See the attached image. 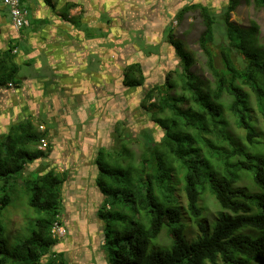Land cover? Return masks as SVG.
I'll return each mask as SVG.
<instances>
[{"label":"trees","instance_id":"obj_1","mask_svg":"<svg viewBox=\"0 0 264 264\" xmlns=\"http://www.w3.org/2000/svg\"><path fill=\"white\" fill-rule=\"evenodd\" d=\"M62 1L43 0L48 8L57 11L60 22L73 32L74 35L68 36L70 40L81 36L91 41L88 47L96 44L98 59L91 47V50L85 51L90 52L88 68L99 67L98 61H101L102 71L94 70L93 74L99 77L95 84H79L82 82L70 79L64 73L63 77L70 81L63 86L48 89L41 84H33L36 94H31L27 102L22 91L27 81L20 76V64H26L29 57L36 59L40 50L45 53L50 51L45 43L48 36L42 32V27L47 26L50 20L30 19L29 33L28 27L23 28L21 34L13 25V31L0 29V37L5 41L0 47V95L2 100L5 99L3 104L0 101V108L4 112L12 106L17 119L0 135V264H68L63 252L53 251L59 242L53 228L63 225L61 204L67 171L61 174L53 167L45 171H42L43 168L30 171V168L34 163L41 166L42 161L49 160L52 155L56 156L50 158L52 163L64 165L57 154L62 144L72 139L62 135L66 134L65 125L52 130L51 124L66 120L64 122L72 124L67 133L72 130L76 136V127L81 121H73L68 99L72 101L71 97L76 96L90 99V93L98 87L96 83L101 80L102 72L105 74V69L111 73L106 83L115 87V93L108 100L98 101L96 98L88 102L91 111L96 110L91 116L97 123L102 121L101 118L112 119V114L108 116L109 111L120 108V101L124 99L116 95L119 87L122 90L142 89L138 95L142 115L137 118L138 113L134 112L136 121L131 124L124 112H120L116 115L110 137L105 136L102 130L92 136L93 140H97L94 158L99 170L97 185L102 192L115 198L111 204L104 201L99 209V217L106 224V245L111 246L112 264H218L220 260L224 264H264V155L250 148H238V140H234L228 131L229 119L232 118L238 127L245 129L250 145L257 142L250 96L240 84L250 87L264 117V45L258 39L259 26L252 22V26L246 28L232 21V14L241 1L250 4L252 0H228L225 4L221 17L227 27V37L221 44L216 43L214 34L216 22L221 17L210 9L207 0L194 2L179 10L178 20L190 12H197L203 20L205 30L198 40L203 55L208 58L206 65L214 81L213 84L206 82L192 71L197 62L194 53L188 50L182 39L174 36L173 28L164 25L161 33L165 35L170 27L171 32L165 42L174 50L178 66L166 73L163 84L154 85H146V59L133 56L128 60L126 56L137 54L132 49V41L128 42L130 32L125 33L126 23L132 25V20L126 19L125 13L115 14V2L106 7L112 9L111 17H99L94 21L93 16L91 19L87 17L92 15L88 5L83 4V13L73 16L71 10L79 3L67 1L58 8ZM253 1L257 8H264V0ZM143 2L150 3L152 8L151 0H138L139 5ZM94 6L98 10L105 9L101 2H95ZM94 25L100 30L111 25L109 29L114 32L113 38L114 35L123 37L125 46L107 51ZM141 26L137 24L136 29H141ZM156 48L160 49L161 45H152L148 50ZM216 48L220 49L219 53ZM156 53L159 55V52ZM152 54L148 52V57ZM86 63V59L81 57V67L74 65L72 70H84ZM85 93H89V98L85 97ZM135 96L127 106L125 103L126 107H134L132 100ZM17 100L20 102L14 104ZM56 103L69 114L60 112L59 108L55 110ZM224 105L230 118L226 117ZM79 106L84 108V105ZM86 109L89 110V106ZM84 113L80 112V115ZM54 114H59V122L50 119ZM144 116L161 128L163 135L160 139H156L155 135L154 139H147L145 131L151 132V129L142 123L144 120L141 121L143 125H139L140 118ZM134 126L137 129L132 128ZM214 135L215 139L212 138ZM132 143H141L144 147L139 163L130 149ZM43 144L45 149L41 148ZM177 169L183 173L188 210L195 219L202 216L199 202L206 186L221 208L233 214L220 213L211 232L200 223L204 234L193 242L187 240L182 212L174 204L176 186L172 183V176ZM244 173H251L259 191L252 193L250 186L239 185ZM19 178H22L29 194V206L37 211L39 217L32 222L31 233L10 247L3 210L9 206L11 193ZM116 206L121 209L114 213ZM127 211L131 214H126ZM119 221L121 224L117 226L115 222ZM164 230L170 237V244L158 248L154 242ZM46 257L48 260L45 261Z\"/></svg>","mask_w":264,"mask_h":264},{"label":"rangeland","instance_id":"obj_2","mask_svg":"<svg viewBox=\"0 0 264 264\" xmlns=\"http://www.w3.org/2000/svg\"><path fill=\"white\" fill-rule=\"evenodd\" d=\"M220 1L221 0H219V2ZM219 2L215 4L218 5V7H216V9H214L213 11L214 13L218 14L217 16L221 17L224 7L226 6L225 4L228 2V0H223L221 1V3ZM135 3L136 6L131 5L130 7H128V9L133 8L134 17H128L125 14L126 19L132 20V25L128 29L135 30V25L137 26L138 24L147 26L148 23L152 21L155 25H157V31L160 30L165 22L167 23V25L171 22L170 18L165 19V17H161L156 10H154L151 15L148 16V13H144V7L141 8L138 4V0H135ZM144 3L145 2H143L142 4ZM0 6L4 7L3 9L0 8V29H4L5 31H13V18L11 15L10 7L3 4L2 2H0ZM117 10H119V6H117ZM34 12L35 11L30 10L29 18L31 20L35 15ZM99 14L95 16H98ZM188 16L189 17L183 18L182 20H172L173 22L171 23L174 30V35L175 37L182 39L185 42L188 50L193 52L195 55L197 62L192 68V71L200 75L206 82H211L213 84V75L206 65V59L208 58L206 57V55H203L198 40L199 36L205 30V25L198 13H190ZM97 18L99 17H94V21L97 20ZM128 20H126V22H129ZM143 20L145 22H143ZM232 21L246 28H250L252 26V22L257 23L259 26L258 39L260 44L264 45V8H257L253 0L250 4L245 3V1H241L235 13L232 14ZM94 26L96 27V25ZM107 27L108 28H103L101 30L96 27L99 30L96 31V33L102 39V41H104L106 50H117L118 47L125 46L122 43V40L124 38L122 37V39L120 36L115 35L113 38L112 35L114 34V32L109 29L112 28V26L109 25ZM27 32H31L30 27H28ZM170 32L171 30L169 27L165 35L161 33V35L158 36V42L161 44V48H156L154 51H149L151 48L148 50V46L144 39L146 35L141 34V31H130L129 35L127 36L129 39L128 42L132 41V44H139L142 49H146V51H144L143 49L141 53L136 52L137 54L131 53L126 55L129 57L128 60H131L133 56H138L140 58L144 57L143 59H146V85H154L155 83L163 84L166 80V73L178 66V58L175 55L174 50L169 47V44L167 42H165V40L167 41V36L170 34ZM157 34L158 33L153 35V40L155 39ZM214 34L217 44H221L223 42V39H225V36L227 37V27L225 26L223 17H221L216 22ZM77 37L71 40L73 42V45L70 46V48L74 49V47L78 43ZM123 42L127 41L124 40ZM3 43L4 39L0 37V47H2ZM32 48L36 52H38L37 48ZM96 48L93 49V55L95 56V58L99 57V54L96 53ZM219 51L220 49L216 48V52L219 53ZM148 52H152V56L147 57L141 55H148ZM156 52H159V55ZM61 53L62 49L52 50L51 54L56 55L55 58L48 56L47 53H45L43 50H40V52H38L39 56L36 59H32L29 57L27 59L29 62L27 61L25 62L26 64H20V76L24 77V79L27 81L23 85L22 89V91H24V93L26 94V96L23 97L24 100H27L28 102L30 95L36 94V90H34L33 84H41L50 89L53 86H63L65 85V83L70 81L69 78L63 77V74H61L59 68L67 61L71 60L73 57L71 56V54H69V50H65V59H61L59 58ZM37 61L39 62V64L37 63ZM74 61L77 62V60ZM51 62L54 64V66H50ZM77 66L81 67V65ZM98 66L99 67L92 66L88 69L85 68L84 70H75V73L72 74L73 76L71 78H73L75 81L82 82L79 84H83V82L86 83L85 85L89 83L95 84L96 79L99 77L97 75L95 76L93 72L94 70L102 71L101 61H98ZM108 76L110 78L111 73L109 72V70L105 69V74L104 72H102V74L100 75L101 80L96 83L98 87L90 93V99H83L80 96H76L75 98L71 97L72 101L68 99L70 105L69 113L72 115L73 121H75L76 119L77 122L81 121V123L78 124V127H76V136L72 133V130L70 131V133H67L68 130L72 127V124H70L69 122H64L66 120H62V123L51 124L52 126L50 128L52 130L60 129L62 128V125H65L64 128L66 134L62 135L66 138L72 139L68 142L63 143L61 148L58 147L60 149L57 157L62 161L64 165L54 166V163H52V161L50 160V158L53 159L52 156L49 157L50 161L45 159V161H42L41 166H38L39 163H34L30 168L31 170L29 169L30 171H33L43 168L42 171H45L46 169L53 167L57 170V172L61 174H63L64 171H67L68 179L65 182L64 198H62L61 204V220L63 221L62 227L64 228L66 235L64 238L59 237L61 239L59 240L53 251L56 250V252L60 254L63 252L66 258L64 259L67 260L68 264H112L111 257L113 254L111 246L106 245V224L99 217V209L102 207L104 201L107 200L111 204L115 200V198L112 196L110 197L109 194L102 192L97 185L99 170L97 165L94 163L97 140H93L92 136L93 133H95V135H98V133H100L102 130V132L104 131L103 134L105 136L110 137V134L112 133L115 125L114 123L116 115L120 112H124L125 117L127 118L128 122H131V124L136 121L133 116L134 112L138 113L136 116L137 118L142 115V113L139 111L138 106V95L141 94L142 89L124 88V90H122L121 87H119L116 91V95L120 96L121 99H124L123 101H120V108L114 112L109 111L108 116L112 114V119H109V117L101 118L102 121H99L97 123L94 120V117L91 116V113L95 114L96 110L91 111L90 103L88 102L90 100L94 101L96 98L98 99V101L99 99L108 100L111 98L112 94L115 93V87L110 86L106 83L108 80ZM174 77H177V75H174ZM240 85L246 92H248L250 96V107L251 113L255 119L254 126L257 132V142L254 145L249 144V141L247 139V132L245 131V129L238 127L236 122L232 118H230L231 115H229V110L227 109V106L224 105V110L227 112L226 117L230 118L228 131L230 132V135L233 136L232 138L234 140H238L236 141V146L238 148H250L253 152L264 155V117L259 109L257 99L254 93L251 91L250 87L243 84ZM71 88H73L72 85ZM85 94L87 95L89 93ZM77 95H79V93ZM86 95L85 97L89 98L90 95ZM133 96H135L132 100V104H134V107H126ZM4 100H2V95H0V101H2V104L4 103ZM19 102L20 101L17 100L14 102V104H18ZM79 104L84 105V108H81ZM88 106L89 110L86 109ZM11 108L13 107L10 106V108L5 109L4 112L0 108V135L4 134V132L7 131L10 126H12V124H14L15 120H17L14 117L15 112L12 111ZM58 108L59 105L58 103H56L55 110H57ZM185 108H187V106H185ZM59 109L60 112L69 114L68 110H61V108ZM80 112L85 113L81 116ZM100 116H102V113ZM59 118V114H54L53 117H50V119H55L56 122H59ZM142 120H144V122L142 123L151 129V132L149 130L145 131L147 139L151 137L153 138L154 135L156 139H160L162 137L163 131L159 126H156L155 123L151 121V119L144 116L140 118L139 125L142 124ZM95 123L96 127L94 126ZM132 128L137 129V127L135 126ZM41 129H43V127H41ZM212 138L215 139V135ZM93 144L95 147L93 146ZM41 148L45 149V144H43ZM143 148L144 147L141 143L130 144V149L134 152L138 163L140 162ZM88 149L89 151H87ZM172 183L174 186H176V190L174 192V204L182 212V220L185 227L184 234L189 242H193L203 236L204 233H202L199 227L200 223H203L207 227L208 232H211L212 227L220 217V213L233 215L221 208L218 201L211 193L209 187L206 186L202 191L203 193L201 194L199 202V205L202 208V216L199 217V219H195L188 210V202L184 191L183 173L180 169H177L173 174ZM239 185L250 186V191L252 193L256 192L257 190L259 191L255 182L253 181L251 173H244L243 177H241V180L239 181ZM28 201L29 194L24 188L22 178H19L16 181L11 193V202L9 206H7L3 210V222L4 226L6 227V237L10 247H14L18 243H20L23 238L31 233L30 228L32 227V222H34L36 218L39 217L37 211L29 206ZM119 202L120 201H118V203ZM120 209L121 208H119V206H116L114 209V213L119 211ZM126 214L130 215L131 212L127 211ZM115 224L117 226H120L121 222H115ZM154 243L158 248L168 246L170 244V237L167 231L164 230L160 237ZM46 260H48V257L45 258V261ZM218 264L224 263L220 260Z\"/></svg>","mask_w":264,"mask_h":264},{"label":"crops","instance_id":"obj_3","mask_svg":"<svg viewBox=\"0 0 264 264\" xmlns=\"http://www.w3.org/2000/svg\"><path fill=\"white\" fill-rule=\"evenodd\" d=\"M67 1H74V2L79 3V6L77 8L71 10V14L73 16H79L80 14L83 13L82 12L83 11V4L88 5V7H89L88 11L92 14L91 16L88 14L87 17L89 19H91L92 16L93 17H100V18H107V16L111 17L112 9H110V8L106 9V7L110 6L114 2H115V4H117V6H119V10H117L118 11L117 13H116V10H114L116 15H120L122 13H125L128 17H134L133 8L128 9V7H130L131 5L136 6L135 0H63L62 3L58 4V8H61V6ZM199 1L204 2L205 0H151L152 8L150 7V3L142 4V5H140V7L141 8L144 7L143 8V9H145L144 13L153 12L154 10H156V11H158V13L161 17H165V19L170 18L171 22H173L172 20L177 19V13L179 10H181L186 5L192 4L194 2H199ZM221 1H223V0H221ZM221 1L219 2V0H207V4H208V6H210V9L214 10V9H216V7H218V5H215V4H217L218 2L221 3ZM24 2H25V3H23L24 7L28 8L29 10L35 11L34 12L35 15L33 16V18H43V19L47 18L50 20V23L47 26L42 27V28H44V30L42 32H44L48 36V37H46L47 42H45L46 45L48 46L49 50H50V51H47L48 56L56 58V55L51 54L52 50L62 49V53H61L59 58L65 59L64 51L65 50L70 51L69 54H71V56L73 58L71 60L67 61L66 62L67 64L65 63L64 65H62L59 68V71L61 72V74L64 73L65 76L68 75V76H70V79H71V77L73 76L72 74L75 73V71H73L72 68L75 67L74 65H81V57H84L86 59V61L88 62L85 65V68H88V64L90 62L88 55H90V52L85 53V51H89V50H91V48L92 49L96 48V44H92V46H90L91 47L90 48L88 46L90 45L91 41H89V39L87 41L85 39H82L81 36H78L79 42L76 44L74 49L70 48V46L73 45V42L70 40V37H68V36H71L74 34H73V32H71V30H69L68 28H66L64 26V23L62 24V22H60L61 17L58 15L57 11H54L51 8H48L44 4L43 0H24ZM95 2L103 3L105 9L98 11L97 7L94 6ZM0 8L3 9L4 7L0 6ZM96 12H97V14H99V13L100 14L98 16H95V15H97ZM190 13H197V12H190ZM190 13L185 15L184 18L189 17L188 15ZM171 22L168 25L172 28ZM126 25H127V27H125L126 28L125 33L132 31V29L131 30L128 29L131 26L130 23H126ZM164 25L166 27L167 23L165 22ZM164 25L160 28V30L156 31L157 25H155L152 21H150L147 26H141V29H136L137 28L136 25L134 28H135V30L141 31V34L146 35L144 37V39H145L146 44L148 46L147 48L149 49V46L161 45L158 42V36L161 34ZM42 28H41V30H42ZM19 33L21 34L22 32L20 31ZM156 33H158V34L156 35L155 39L153 40L152 39L153 35ZM24 35L26 36V34H24ZM156 38H157V40H156ZM30 42H33V40L30 39ZM3 45H4V43H3ZM32 45H34V44H32ZM132 49L136 52L141 53L144 48L142 49V47L139 44L134 43L132 45ZM144 50H146V49H144ZM141 55L148 57L147 54H145V55L141 54ZM143 58H140V59H143ZM74 60H77V62H75ZM50 66H54V64L51 62ZM52 156H50V157H52ZM52 158L54 159V158H56V156H53ZM54 166H56V164H54ZM54 251H56V250H54Z\"/></svg>","mask_w":264,"mask_h":264},{"label":"built area","instance_id":"obj_4","mask_svg":"<svg viewBox=\"0 0 264 264\" xmlns=\"http://www.w3.org/2000/svg\"><path fill=\"white\" fill-rule=\"evenodd\" d=\"M0 2L10 7L13 26L17 32L31 26L30 10L22 5V0H0ZM53 232L59 237L65 234L64 228L59 225H55Z\"/></svg>","mask_w":264,"mask_h":264},{"label":"clouds","instance_id":"obj_5","mask_svg":"<svg viewBox=\"0 0 264 264\" xmlns=\"http://www.w3.org/2000/svg\"><path fill=\"white\" fill-rule=\"evenodd\" d=\"M59 226H61V225H59ZM55 227V226H54ZM62 227V226H61ZM53 230H54V228H53ZM54 233V232H53ZM55 234V233H54ZM56 235V234H55ZM65 235H66V232H65V234L62 236L63 238L65 237ZM57 237H58V239L60 240L61 238H59V236L58 235H56ZM56 247V246H55ZM54 247V248H55Z\"/></svg>","mask_w":264,"mask_h":264},{"label":"flooded vegetation","instance_id":"obj_6","mask_svg":"<svg viewBox=\"0 0 264 264\" xmlns=\"http://www.w3.org/2000/svg\"><path fill=\"white\" fill-rule=\"evenodd\" d=\"M175 36V35H174ZM177 38V37H176ZM180 39V38H179Z\"/></svg>","mask_w":264,"mask_h":264}]
</instances>
